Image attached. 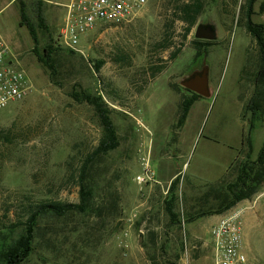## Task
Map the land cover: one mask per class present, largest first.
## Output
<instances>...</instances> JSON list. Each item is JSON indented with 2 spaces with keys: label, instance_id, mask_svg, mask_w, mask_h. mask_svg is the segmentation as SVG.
I'll use <instances>...</instances> for the list:
<instances>
[{
  "label": "rangeland",
  "instance_id": "374dc122",
  "mask_svg": "<svg viewBox=\"0 0 264 264\" xmlns=\"http://www.w3.org/2000/svg\"><path fill=\"white\" fill-rule=\"evenodd\" d=\"M22 1L31 20L41 1L49 31L38 29V48L51 37L57 43L68 0ZM243 1L203 0L195 24L185 32V24L171 9L172 0H147L129 22L88 33L82 40L84 53L60 50L54 83L32 52L27 27L20 24L19 0H0V37L30 84L24 98L0 109V221L22 216L26 204L40 200L78 202L72 175L98 144L102 127L91 105L70 96L74 87L102 94L112 109L119 140L91 166L90 208L42 218L28 264L212 263L209 226L216 217L198 214L217 205L212 193L206 199L204 195L208 183L224 169L226 157L231 152L237 156L222 177L230 180L233 167L246 155L239 143L248 131L250 112L243 118L242 113L253 94L258 67L256 45L238 16ZM263 2L256 0L251 17L264 24ZM208 19L216 22L218 35L197 54L192 44L195 27ZM166 31L171 33L169 42L162 43ZM92 59L103 60L99 71L93 69ZM204 66L210 94L196 99L177 129L181 99L189 94L180 81ZM253 125L252 159L264 139V102ZM147 151L154 175L161 180L179 171V225L170 224L165 212L167 193L156 191L143 202L144 185L135 176ZM258 201L245 246L249 264H264V183L251 198L229 208L242 212L245 204L256 207ZM132 212L137 216L129 222ZM190 216L194 218L188 221Z\"/></svg>",
  "mask_w": 264,
  "mask_h": 264
},
{
  "label": "trees",
  "instance_id": "16d2710c",
  "mask_svg": "<svg viewBox=\"0 0 264 264\" xmlns=\"http://www.w3.org/2000/svg\"><path fill=\"white\" fill-rule=\"evenodd\" d=\"M224 1V0H223ZM256 0H244L239 7L238 16L241 18V24L253 39L258 51V67L253 75L254 91L248 102L244 105L242 118L245 112H250V124L247 133L243 132L242 147L246 148V155L243 161L233 167L234 177L230 180L221 179L218 185L211 184L208 193L204 195V199L212 193L217 205L205 212L198 214L199 216L207 214H221L234 206L243 199L251 198L257 193L264 183V139L255 158H251L252 153V137L251 130L254 128V121L260 116L262 105L264 102V24L252 20L253 4ZM41 1L37 3V11L35 20H31L26 13V5L24 1L19 0L20 24L25 25L29 31L33 42L32 52L37 60L48 70L49 77L52 82L57 81L59 74L56 55L63 48L69 53L75 51L61 47L55 43L51 37L49 42L38 48L39 38L38 29L49 31V27L45 23L44 15L39 8ZM260 7L264 9V2ZM203 8V0H172L171 9L176 15V19L185 24V32H189L195 24L197 16ZM175 19V20H176ZM171 33L165 32L162 43H168ZM214 40L193 38L192 44L198 52ZM177 50L171 56L175 57ZM172 57V58H173ZM93 69L99 71L103 64L102 59L93 60ZM160 68V67H157ZM158 70H153L152 73ZM187 90L189 94L183 95L180 102V111L176 121V128H180L188 115L189 109L193 102L200 96L199 94ZM70 96L79 102H86L92 106L94 114L102 127V135L98 144L81 160L75 176L78 185V202L58 201V200H40L28 203L24 206L21 215L16 218L9 219L8 222L0 221V264H28L30 257L35 251V236L39 227V222L47 215L63 216L71 211L86 212L90 208V201L93 196V184L91 180V166L93 162L115 149L118 144V135L115 125L111 118L112 109L104 100L101 93L90 92L82 88H73ZM178 178L175 177L168 188V192L164 197V209L170 218V224H178L180 220L177 218L175 210L177 201ZM7 213V212H6ZM190 216L187 220H192Z\"/></svg>",
  "mask_w": 264,
  "mask_h": 264
},
{
  "label": "built area",
  "instance_id": "2783aa9c",
  "mask_svg": "<svg viewBox=\"0 0 264 264\" xmlns=\"http://www.w3.org/2000/svg\"><path fill=\"white\" fill-rule=\"evenodd\" d=\"M147 0H68L63 4L64 17L57 36V44L84 53L82 40L97 27L129 22L146 5ZM30 90L28 77L17 67L8 44L0 37V109L10 100L24 98ZM150 152L140 157V172L135 176L141 185L157 182L150 165ZM137 216L130 213L131 222ZM241 210L229 209L209 226L213 247L211 264H249L243 245Z\"/></svg>",
  "mask_w": 264,
  "mask_h": 264
},
{
  "label": "crops",
  "instance_id": "0c3cea01",
  "mask_svg": "<svg viewBox=\"0 0 264 264\" xmlns=\"http://www.w3.org/2000/svg\"><path fill=\"white\" fill-rule=\"evenodd\" d=\"M194 102H193V104H194ZM189 111H190V109H189ZM184 124H185V122H184ZM183 125L180 128H182ZM177 129H179V128H177ZM239 145L242 146V141L239 143ZM236 158H237V156H235L234 153L231 152L230 155L228 156V158L226 157V164H225L224 169L222 170V172L219 175H217L214 178H212V180L210 182L208 181L209 182L208 186H209V184L210 185L214 184V183L216 184V182L219 183V181L226 174V172L228 171V169L230 168L231 164L235 161ZM223 159H225V158H223ZM178 173H179V171L175 170V172H172V173L168 174L166 176L167 177L166 180H161L157 176V174L155 173V178H156L157 182L149 183V184H146V185L143 186L144 194H146V197L144 198L145 200L143 202L146 201V198H148L149 195L153 194L156 191H159V192L161 191L164 194L167 193L171 181L175 177H177L179 179V176L177 175ZM178 184H179V181H178ZM207 193L208 192H206L205 194H207ZM259 204H260V201H258V205L256 207H251V206L245 204V206H243V208H242V212H241L242 214L241 215H242V222H243V245H244V249H245V246L248 245V241L247 240H248V235H249V233H248L249 232V228L253 225V223H252L253 222V217H254V215L256 213L255 210H257L259 208ZM207 215L212 216V217L214 216V217H216L215 219H217V217L220 214H207ZM202 216H205V215H202ZM196 221L197 220H195V222ZM200 225H201L200 223H197L196 227H200Z\"/></svg>",
  "mask_w": 264,
  "mask_h": 264
},
{
  "label": "water",
  "instance_id": "95a60500",
  "mask_svg": "<svg viewBox=\"0 0 264 264\" xmlns=\"http://www.w3.org/2000/svg\"><path fill=\"white\" fill-rule=\"evenodd\" d=\"M217 35V24L212 19H208L205 22L200 21L195 27L194 37L197 39L214 40L217 38ZM180 85L199 95L208 96L210 94L208 85V67L204 66L201 69H196L186 75L181 79Z\"/></svg>",
  "mask_w": 264,
  "mask_h": 264
}]
</instances>
